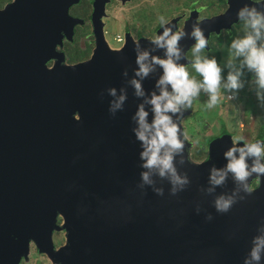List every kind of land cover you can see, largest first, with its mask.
<instances>
[{"label":"water","instance_id":"water-1","mask_svg":"<svg viewBox=\"0 0 264 264\" xmlns=\"http://www.w3.org/2000/svg\"><path fill=\"white\" fill-rule=\"evenodd\" d=\"M106 1L94 2L95 26L100 27ZM78 2L13 0L0 9V264H19L31 240L62 264H242L264 217V178H250L251 185L257 183L253 192L228 213L216 212L217 197L245 195L231 174L208 191L210 169L226 163L229 134L212 139L207 159L198 164L189 159L186 140L184 162L177 156L174 163L190 184L175 195L167 176L141 167L131 117L142 99L128 84L137 42L119 50L101 42L90 59L62 64L56 47L79 21L68 13ZM246 2L226 0L222 13L200 21L193 10L179 30L175 20L169 24L176 31L199 24L208 40L211 33L230 30ZM138 43L154 49L150 39ZM192 43L181 41L186 58L181 63L190 60ZM153 54L163 55L158 49ZM51 59L58 62L49 67ZM161 71L157 66L143 81L146 92L154 90ZM110 88L118 95L127 90L124 109L115 116L108 112ZM182 118L178 125L184 132ZM149 171L152 183L146 184L141 173ZM209 215L211 221L205 219ZM58 216L67 246L55 252L51 232Z\"/></svg>","mask_w":264,"mask_h":264},{"label":"clouds","instance_id":"clouds-1","mask_svg":"<svg viewBox=\"0 0 264 264\" xmlns=\"http://www.w3.org/2000/svg\"><path fill=\"white\" fill-rule=\"evenodd\" d=\"M236 20L238 22L230 30H222L234 29L236 32L241 27L227 44V57L222 64L216 57L203 55L209 44L199 24H192L191 31H176L162 15L159 17L162 31L150 40L154 49H142L138 42L135 45L136 67L128 84L134 90V96L142 99V102L137 105L131 117L136 124L132 131L142 149L141 167L155 169L161 178L167 176L173 185L172 195L190 184L187 174L178 173L174 161L180 156V163L184 162L183 151L187 137L178 121L186 110L192 108L194 100L201 95L206 96L203 110L211 111L224 99L238 101L240 92L247 87L254 94L257 106L264 111V0H247L237 10ZM184 39L193 41L192 58L181 63V60L186 59L181 47ZM156 49L161 50L163 55H154ZM186 65H190L200 79L190 76ZM157 66L162 70L161 74L155 82L154 90L146 92L143 81ZM123 76L128 78V72L124 71ZM107 91L108 96L112 97L108 103V112L115 116L117 111L124 109L127 90L119 89V95L115 88ZM146 105L150 106L151 121L148 119L150 112ZM174 116L176 119H173ZM230 141L232 146L224 152V167L218 169L213 166L209 171V183L213 187L208 191L222 185L231 174L240 186L239 191L245 195L237 199V193L234 192L232 195L217 197L214 207L219 214L228 213L234 204L253 192L250 178H264V141L244 142L242 136L230 137ZM141 179L151 184L150 171L141 173ZM156 191L158 195H163L162 190ZM205 219L211 221L213 217L209 215ZM242 264H264V217L258 222L256 235L250 241Z\"/></svg>","mask_w":264,"mask_h":264},{"label":"rangeland","instance_id":"rangeland-1","mask_svg":"<svg viewBox=\"0 0 264 264\" xmlns=\"http://www.w3.org/2000/svg\"><path fill=\"white\" fill-rule=\"evenodd\" d=\"M12 1L13 0H1L0 9ZM206 1H211V4L205 7L206 2H200V4L204 6L201 16L211 17L222 13L227 8L225 0L223 2L219 0ZM162 2L161 15L164 16L167 21L172 19L175 15L180 16V13L188 9V7H185L184 0H165ZM240 28L236 29L232 38L240 31ZM228 43L227 40H222V43L216 44L215 40H213L217 52H212L210 56L216 57L222 64L227 57ZM111 44L116 46L114 42ZM191 58L192 54L189 59ZM187 68L190 76H195L197 79H200L191 67L188 66ZM221 94L222 96L225 95L223 89H221ZM206 98V96L201 95L198 99L194 100L192 108L189 109L191 113L181 120V125L184 130L183 133L187 137V141L191 143L190 148H188L189 159L195 164L201 163L207 159V147L212 139L221 138L222 135L229 134L231 137L242 136L244 142H253L255 139H258L257 137L261 129H264V111L257 106L254 94L247 87L240 92L238 101L224 99L220 105L211 111L203 110V102ZM223 130L226 132L222 133ZM208 137H211L210 141L207 140ZM252 186L253 188L257 187V183L253 182ZM56 221L54 222L51 233V239L55 243V252L67 245V235L63 228V220L58 216ZM57 229L62 231L59 241ZM30 247L31 244L29 243L28 249L21 257V262L19 264H62L58 262L55 257L40 251L36 245H33V248Z\"/></svg>","mask_w":264,"mask_h":264},{"label":"flooded vegetation","instance_id":"flooded-vegetation-1","mask_svg":"<svg viewBox=\"0 0 264 264\" xmlns=\"http://www.w3.org/2000/svg\"><path fill=\"white\" fill-rule=\"evenodd\" d=\"M162 1L165 0H107L98 20L100 27L95 26L93 22L94 12L99 13L98 5L94 4L95 0H79L78 3L71 5L68 13L79 21L75 22L71 37L63 36L61 44L56 47V50L63 55L62 64L73 65L90 59L94 51L101 46V42L111 50H119L127 42H138L140 39L151 40L161 27L159 17L162 12ZM184 4L185 7H188L187 11L180 13V16L175 15L169 20L176 21L177 30L182 28L184 21L193 10H197V21L206 18L201 16L204 6L199 1L184 0ZM226 32L231 31H221L220 34ZM220 34L211 33L208 44L213 43L214 37ZM112 42L116 46L112 45ZM209 49L205 50L208 54ZM187 55L190 57L191 48ZM57 62V60L51 59L47 62V66L52 67ZM225 132L222 131V133ZM61 232L58 230V241L61 237L60 234L62 235ZM29 243L31 244L30 248H33L35 243L32 240ZM52 243L54 247L55 243L53 241Z\"/></svg>","mask_w":264,"mask_h":264},{"label":"trees","instance_id":"trees-1","mask_svg":"<svg viewBox=\"0 0 264 264\" xmlns=\"http://www.w3.org/2000/svg\"><path fill=\"white\" fill-rule=\"evenodd\" d=\"M1 1V0H0ZM194 1H199V2H201V3H204V2H206L205 3V7H208L210 4H211V1H206V0H194ZM219 1H221V2H223L224 0H219ZM241 25H240V23L238 24V27H240ZM235 34V30L234 29H232L231 30V32H229V33H222V34H220L219 36H215L214 37V40H215V42H216V44H220V43H222V40H227L228 42H230L231 41V38H232V36ZM209 47H210V51H208L209 52V54L205 51L204 53H203V55L205 54V55H207L209 58H211V56H210V54L212 53V52H217V49H216V47L214 46V44L213 43H210L209 44ZM188 67V66H187ZM189 67H190V65H189ZM224 131V130H223ZM263 131H264V129L262 128L261 129V131H260V134H259V136H258V139H262V137H263ZM207 140L208 141H210L211 140V137H208L207 138Z\"/></svg>","mask_w":264,"mask_h":264}]
</instances>
